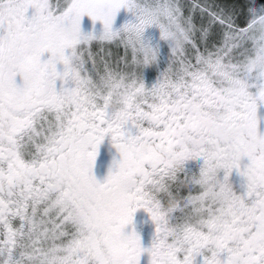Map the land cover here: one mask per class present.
I'll return each mask as SVG.
<instances>
[{"label": "snow or ice", "instance_id": "6c2138e0", "mask_svg": "<svg viewBox=\"0 0 264 264\" xmlns=\"http://www.w3.org/2000/svg\"><path fill=\"white\" fill-rule=\"evenodd\" d=\"M153 27L168 52L149 84ZM106 137L119 159L101 181ZM140 209L158 225L148 247L125 231ZM148 252L264 264V0H0V264Z\"/></svg>", "mask_w": 264, "mask_h": 264}, {"label": "flooded vegetation", "instance_id": "af4514ba", "mask_svg": "<svg viewBox=\"0 0 264 264\" xmlns=\"http://www.w3.org/2000/svg\"><path fill=\"white\" fill-rule=\"evenodd\" d=\"M29 15L31 13L29 12ZM50 56V53H45L44 59H47ZM58 70L63 69L62 64L57 65ZM17 83L22 85L23 80L20 76H17ZM61 84L60 81L57 82V86L59 87ZM114 159H119V155L116 149L111 144L110 137H106L104 142L101 144L99 155L97 157L96 165L94 168V172L97 178L103 181L107 174L109 168L112 166ZM248 158L245 157L241 162V166L244 167L248 163ZM203 164V161L200 157H193L192 161H190V166L192 167L194 172L199 171L200 166ZM221 177L223 176V172H221ZM244 178L239 174L237 170H233L232 176L230 177V181L233 184L234 190L237 193H241L244 191L242 184ZM157 223L153 221L150 215L143 209L138 210L134 214L133 224L126 226L125 231L131 233L133 228L140 235L142 239V243L145 247L150 246L156 237ZM203 257H197V264H201ZM141 264H153L152 253H145L141 258Z\"/></svg>", "mask_w": 264, "mask_h": 264}, {"label": "rangeland", "instance_id": "374dc122", "mask_svg": "<svg viewBox=\"0 0 264 264\" xmlns=\"http://www.w3.org/2000/svg\"><path fill=\"white\" fill-rule=\"evenodd\" d=\"M32 9L29 10L30 13H32ZM133 19L130 13L127 12L126 9H122L118 15L116 22L114 24V27H120L123 23L126 21ZM82 30L84 32H90L95 30L96 32H99L102 30V23L97 21L95 24L91 20L90 17L85 16L82 20ZM146 36L152 38L153 43L159 42L161 45V60L159 66H152L150 69L146 71V82L151 84L155 78L158 76L159 72L163 70L164 67H166V59H167V52H168V45L167 42L161 41L159 39V29L158 28H150L146 31Z\"/></svg>", "mask_w": 264, "mask_h": 264}]
</instances>
